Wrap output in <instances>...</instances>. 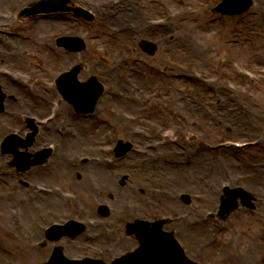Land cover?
I'll return each mask as SVG.
<instances>
[{
    "label": "rangeland",
    "instance_id": "1",
    "mask_svg": "<svg viewBox=\"0 0 264 264\" xmlns=\"http://www.w3.org/2000/svg\"><path fill=\"white\" fill-rule=\"evenodd\" d=\"M32 1L35 0H5V2L0 0V12H7L9 7L16 9ZM126 1L129 3L128 6L132 3L130 8L135 11L137 17L147 14L157 15L164 6H169L162 0H158V5L157 0L156 2L155 0ZM196 2L197 0H179L170 5L171 12H182L179 19L171 20L164 27L150 29L149 38L160 39L159 51L154 56H145L144 52H141V49L135 45V41L144 36L140 30L138 33L126 30L123 34L112 36L109 27L104 26L103 21L98 19L92 33L89 35L87 33L89 40L90 37L95 38L92 40L95 45L110 47L107 62L96 64V69L100 67L101 70L103 66L110 70L111 74L107 75L106 82L119 88L122 85H119V82L127 83L125 79L127 77L135 85L138 83L141 86L140 91L134 90L141 95V98L131 102L129 98L125 104L121 98H116L112 103L108 101L109 105L114 109L123 108L128 111L133 108L142 109L138 120L148 128L152 126L155 129L154 139L151 140L159 142L165 140V143H160L157 149L152 147L145 153L140 154L138 150L131 151L127 159L118 164V166L128 167L122 172L132 174V180L121 192L112 189L111 192L114 194L112 214L108 220H116L124 213L142 216L161 215L180 208L184 212L181 220L188 228L186 234L205 228L206 234L201 237L193 235L189 238L183 232L178 233L193 253L195 251V254H198L201 246L206 247L204 262L264 264L260 258V254L264 252L262 234L264 231V202H261L264 197V181L258 178L260 176L258 169L264 168L260 166L264 164V76L258 74L264 69V0H257L252 11L250 10L252 13L248 12L245 18L239 19H221L214 13L188 17L182 10L195 6ZM128 6L126 10L130 9H127ZM71 21L59 15L50 19L14 18L10 20L3 26L13 31L14 34L12 36L0 34V65H9L32 72L40 71V74L45 75H49L50 70L66 68L73 61V57L55 60L57 56L50 48L53 44L42 47V40L45 38L40 37L37 28L42 27L45 22L56 23V26L48 31L46 38V42L52 40L51 42L54 43L56 35L73 24ZM134 22L136 21H132L136 25ZM220 55L227 58L228 62L223 65V69L218 70ZM112 73L115 74V80L111 77ZM252 74L256 76L253 77ZM10 84L15 87L13 89L15 92L19 91L17 94L23 91L25 85L11 82ZM35 86L38 95H46L47 90L41 84L37 83ZM183 90H186L184 94ZM126 94L128 95V91ZM110 98L107 96L106 100ZM32 99V102L18 103L19 101L15 98L8 103L11 110L39 112L45 106V102H40L39 97ZM158 101H161V104H157ZM163 104H167L168 108L164 109ZM144 106L149 107L150 110L146 112L143 110ZM221 116L229 117V120L223 121ZM2 118L10 117L0 114V126L3 130L2 124L6 120ZM105 119L112 120L116 124L115 132L123 133L120 126H117L120 122H116L111 113L108 112ZM105 121L100 123L88 121L87 123L90 129L95 131V141L101 140V136L104 137L106 133L114 129ZM123 121L132 125L129 124L131 122ZM163 126L171 134L162 136V133L156 132V128L162 129ZM88 133L90 138L94 136L92 132ZM156 135L160 137L156 138ZM248 135L252 138L263 135L262 144L255 148L231 151L217 147L222 140H243ZM141 141H134L137 147ZM107 143H112V141ZM96 149L97 147L93 148V151ZM177 151L181 153L177 154ZM223 158L226 162L220 166V173L218 170L217 172L215 169L202 167L207 160L215 161ZM109 166L106 170H109ZM110 169L113 171L115 168ZM199 169H204L205 172L200 175ZM175 171H179L183 176H176ZM69 172L67 170V177L72 175ZM74 177L79 178L78 174ZM75 178L71 177L68 180L63 175H59L53 180L45 178L37 180L49 183L65 181L86 200L67 203L40 195L37 201L29 202V207L45 199L53 203V206L41 212L42 215H36L37 212H35V217H26L25 212L20 208L19 217L13 219L7 217L3 204L13 205L14 193L19 189L24 194L33 191L17 185L15 177L0 175V216L3 214L5 219L12 221V225L5 228L0 219V264H7L6 259L9 260V264H37L49 258L52 254V245L55 243L46 244L44 248L37 249L30 247L28 241L43 238L41 233H36L38 232L36 231L37 224L43 223L45 226L49 220L62 221L70 217L64 205L68 206L69 211L75 210L74 217L94 214L93 207L88 208L85 205H93L92 200L104 198V194H100L103 190L88 194L87 174L80 181L76 182ZM232 178H235L234 184L247 191L250 190L249 192L255 195L256 209L243 211L236 209L227 217L219 218L220 221L204 220L198 226L191 225V219L202 215V211L212 210L218 202L207 200L206 198H210L209 194L214 193L213 190L220 183L230 181ZM103 179L100 178L101 183L105 182ZM153 185L156 188L155 192L164 189L166 198L157 197L158 200L152 201L150 186ZM187 188H190L192 193H205L207 197L196 200L193 196V200L189 203L177 200L176 194ZM126 189L128 190L127 195L124 193ZM10 194L13 195L10 197ZM54 214L58 217L54 218ZM177 222L179 223L180 220ZM18 223L22 226L18 227ZM178 223L169 224L168 228L171 226L177 229ZM120 224L121 221H118V225ZM26 232L32 236L27 241L20 237ZM83 236L87 237L86 234ZM119 236L125 238L122 232H119ZM79 242L82 241L79 240ZM79 242L77 243L79 250L69 249L68 252L71 255L80 254L86 250V247L81 250L83 245ZM89 242L91 240L87 238L84 243L87 245ZM124 248L125 246H117L108 254L110 256L121 253Z\"/></svg>",
    "mask_w": 264,
    "mask_h": 264
},
{
    "label": "bare ground",
    "instance_id": "2",
    "mask_svg": "<svg viewBox=\"0 0 264 264\" xmlns=\"http://www.w3.org/2000/svg\"><path fill=\"white\" fill-rule=\"evenodd\" d=\"M2 1H4L5 2V0H2ZM168 22V21H167ZM56 24H50L49 22H45L44 23V25L42 26V27H39L38 28V34L40 35V37H45L46 36V34L48 33V31H49V29L52 27V26H55ZM0 58H1V56H0ZM130 89L132 90V89H134V88H132L131 86H130ZM23 91H24V93H28L25 89H23ZM136 92V91H135ZM128 97H130L131 99H132V97L134 98V99H137V97H138V93L136 92V94H132V95H130V96H128ZM28 97H26V96H24V95H21V97H20V101H23V100H26ZM126 98V97H125ZM139 111H141L140 109H138V108H133V109H131L130 110V114H135V115H138V112ZM221 119H223V121L224 120H229V117H222L221 116ZM0 132H1V130H0ZM168 133L169 132H167V134L166 135H168ZM71 139H69V140H67L66 141V145H68L69 146V141H70ZM229 150H231V149H229ZM229 150H226V151H229ZM188 151H189V149H188ZM57 152H59V149L57 150ZM190 152H191V150H190ZM60 156H61V154H60ZM60 156L58 155V158H60ZM226 162V159L225 158H223V159H217V160H207L204 164H203V168L205 169V168H212V169H215V171H217L218 173H220L221 172V170H220V166L221 165H224V163ZM60 163V162H59ZM100 164L99 163H94V168H93V171H92V173H91V175H89L88 176V179L90 180V181H96V182H99L100 181V178H104V177H108V176H110V173L107 171V170H101V169H99L100 168ZM217 166H219L218 167V169L216 168ZM204 169L202 170V169H199V171H198V173L200 174V173H202V172H205L204 171ZM259 170V179L261 180V181H264V168H262V169H258ZM176 172V171H175ZM216 172V174H218ZM201 175V174H200ZM19 177H21L22 175H18ZM176 176H178V177H181V176H183V175H181V173L179 172V171H177L176 172ZM258 178H257V181L258 182H260L259 180H258ZM155 192V191H154ZM15 195L13 196V201H14V204L15 205H19L22 209H21V211H24L25 212V215H26V217L28 216H34V213L35 212H37L36 213V215H42V213L41 212H43V211H45V209L46 208H48V207H52L53 206V203H51V202H49V201H47V200H44V201H39L38 203H37V205H35V206H33V205H31V207H29V205L28 204H30L29 203V201H28V198L25 196V194L24 193H22V191H21V189H19L16 193H14ZM11 195H13V194H10V197H11ZM5 198H6V195H5ZM52 200H55V198H51ZM262 200H264V198H262ZM12 204V203H11ZM10 205L9 203H4L3 205H4V209H6V212H7V217L8 218H13V219H15L16 217H18L19 215H18V209H17V207L15 206V205ZM27 204V205H26ZM24 205H26L25 207H24ZM9 207H12V208H9ZM23 207H24V210H23ZM9 208V209H8ZM66 212H68L67 210H66ZM128 216H129V214H125V216H123L124 218L123 219H126V218H128ZM35 217V216H34ZM0 219H2V222H3V226L5 227V228H8V226H11L12 225V221H10V220H7V219H5V217H4V215L3 214H1V216H0ZM181 220V219H180ZM181 224H183V225H185V223L184 222H181ZM128 247H131V244H129L128 245ZM133 248V247H132Z\"/></svg>",
    "mask_w": 264,
    "mask_h": 264
}]
</instances>
